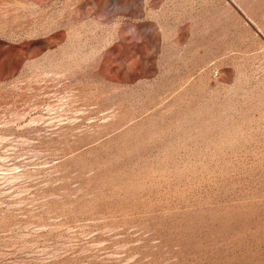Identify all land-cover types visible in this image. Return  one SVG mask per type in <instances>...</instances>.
Listing matches in <instances>:
<instances>
[{
    "label": "rangeland",
    "instance_id": "obj_1",
    "mask_svg": "<svg viewBox=\"0 0 264 264\" xmlns=\"http://www.w3.org/2000/svg\"><path fill=\"white\" fill-rule=\"evenodd\" d=\"M0 264H264V0H0Z\"/></svg>",
    "mask_w": 264,
    "mask_h": 264
}]
</instances>
